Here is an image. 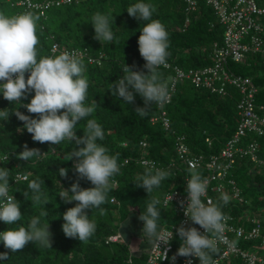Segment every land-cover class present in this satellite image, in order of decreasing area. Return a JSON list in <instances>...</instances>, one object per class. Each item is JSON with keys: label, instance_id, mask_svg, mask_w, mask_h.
Masks as SVG:
<instances>
[{"label": "trees", "instance_id": "obj_1", "mask_svg": "<svg viewBox=\"0 0 264 264\" xmlns=\"http://www.w3.org/2000/svg\"><path fill=\"white\" fill-rule=\"evenodd\" d=\"M14 1L0 0V12L14 15L20 11L19 7L12 5ZM136 2L138 0H71L68 4L49 7L42 17L36 11H31L40 18L37 25L38 58L59 55L58 52L50 53L52 43L56 44L58 49H84L89 56L101 55L99 64L88 63L84 59V75L89 85L85 104L91 105L95 99L96 109L91 116L79 121L75 133L77 136H83L82 128L86 120L95 119L104 131V139L98 140L97 143L106 147L109 155L119 154L117 163L120 171L111 178L115 185L107 194L108 201L100 206L105 209V214L101 215L98 208L86 210L89 219L95 221V233L86 242L66 237L61 227L64 223L62 213L73 207L76 202L66 203L58 193L63 190L62 187L70 190V185L74 182H78L81 188L92 187L90 181L79 178L76 173L75 158L65 160L67 153L75 145L69 141L54 145L32 139L31 134L23 127V122L13 111L18 110L37 118L36 114L29 113L23 107V104L30 102L33 91L22 97L18 106L0 98V110L9 112L7 120L0 119V167H7L10 171L9 193L20 202L22 212V218L16 224L6 225L0 221V231L9 227H27L31 217L40 214L41 207L34 206L31 202L32 192L28 189V182L15 179V173H21L27 175L29 180L43 181L41 189L49 201L44 205L48 215L40 219L42 224L48 220L52 233V248L29 242L22 250L12 253L0 241V253H8V259L0 261V264H142L145 258L144 250L132 252L130 262L126 261L128 251L132 247L127 240L121 238L116 242H104L106 236L116 232L114 221L123 219L129 212L138 216L146 212L150 197L142 187H137L133 182L137 175L144 172L146 166L137 163L136 158L143 154L145 158L165 166L175 160L172 142L176 134L183 135L184 142L191 152L208 154L217 152L222 142L232 133L237 122L235 103L238 94L230 87H227L224 95H218L205 89L193 88L187 81L177 82L169 103L164 106L169 120L167 129H164L159 121H149V118L157 113L155 103L147 107L146 116L136 114V108H144L145 104L143 98L131 88L134 102H124L122 98L112 95L108 87L122 77L124 63L134 71H148L144 68L145 61L138 48L140 29L148 21L129 16L127 12V8ZM143 2L153 6L151 19L159 20L169 34V63L184 69L210 63L207 47L214 42L220 43L222 26L208 6L198 2L196 10L189 15L188 23L183 26L181 0ZM96 12L109 17L114 33V40L110 43L95 39L91 22L85 21ZM227 69L249 76L257 87L256 104L264 105V57L258 54L247 55L242 62L229 61ZM158 71L163 80L170 74V70L159 68ZM27 75L26 72L25 77ZM205 136L210 138V145L204 142ZM139 140L146 141L144 152L138 144ZM258 142V156L264 158V137L258 138ZM24 144L29 148H38L44 153L29 161L22 159L19 153L24 150ZM5 155H8L6 162L3 159ZM123 159L127 161L122 163ZM59 168L67 170L66 177L59 175ZM235 172L237 185L249 207L257 209L264 206V172H256L255 168H250L244 160L237 162ZM180 175L177 173L176 179ZM170 178L162 180L151 195L160 198L171 186ZM23 191L28 192L26 199ZM111 198L113 201H110ZM158 208H161V219L157 222L159 226L177 221V216L171 210L163 209L160 205ZM236 208L234 211L238 210ZM260 227V234L264 235V219ZM142 242L146 243L148 239L142 238ZM259 242L260 239H255L243 242L241 246L262 252ZM231 264L239 262L232 260Z\"/></svg>", "mask_w": 264, "mask_h": 264}, {"label": "clouds", "instance_id": "obj_2", "mask_svg": "<svg viewBox=\"0 0 264 264\" xmlns=\"http://www.w3.org/2000/svg\"><path fill=\"white\" fill-rule=\"evenodd\" d=\"M19 1L15 0L12 3L13 6L20 8L16 14L7 15L0 12V98H5L18 106L21 98L33 91L34 95L31 96L30 102L23 104V107L29 113L36 114L37 118L18 110L13 111L23 122V127L31 134L32 139L54 145L69 141L75 145L67 153L65 160L75 158L76 173L79 178L90 181L92 187L81 188L78 182L72 183L70 190L61 186L63 190L58 193L61 200L66 203L76 202L73 207L62 213L64 223L61 227L66 237L86 242L96 230L95 221L89 219L86 210L98 208L101 215L105 214V209L100 206L108 201L107 194L113 187L111 178L120 171L117 163L119 154L109 155V150L97 143L98 140L104 139V131L95 119L86 120L82 128L83 136L76 135L75 129L79 121L91 116L96 109L95 99L91 105L85 104L89 85L84 75L86 66L83 54L65 51L59 55L38 58L36 46L39 43L37 25L40 15L31 12L34 10L20 13L22 5L18 3ZM153 11V6L143 0H138L127 8L129 16L148 21L140 29L138 36L139 53L145 61L144 68L148 71L146 73L134 71L124 63L122 77L108 87L113 96L122 98L124 102H134L132 90L138 93L145 104L144 108L137 107L135 110L141 117L147 115L146 109L151 104L163 105L169 99L167 83L158 71L160 66L166 65L169 56L167 50L169 34L159 20L151 19ZM85 21L91 22L94 38L98 41L110 43L114 40L107 15L96 12ZM26 72L27 77H25ZM8 116L9 112L0 110V119L7 120ZM23 148L19 157L28 161L33 157L39 158L44 153L38 148H29L27 144H24ZM3 159L6 162L8 155ZM59 175L66 177L67 170L59 168ZM9 177V169L0 167V221L6 225H13L21 220L22 212L20 202L9 193ZM170 177L171 173L156 168L153 164L145 167L144 172L137 175L133 181L150 197L146 212L140 213L138 219L143 222L141 232L158 248V242L168 244L173 234L170 230L165 232L160 229L157 222L161 219V208L158 206L162 201L159 196L151 194L160 186L162 180ZM15 179L28 182V189L32 192L31 202L34 206L41 207V211L39 216L31 217L27 227H9L0 231V241L12 253L22 250L29 242L52 248V233L49 230L48 220L42 224L40 219L48 215L44 205L49 201L41 189L43 181L29 180L27 175L21 173H15ZM206 189L207 180L197 171L196 165H192L185 189L187 203L186 205L181 203L185 217L199 225L203 232L191 225L178 227L176 231L181 243L176 254L186 258L196 257L199 264H214V256L219 253V243H227L224 233L229 217L221 211L219 204L212 201L205 203L202 200V197L206 196ZM23 195L26 199L28 192L23 191ZM221 199L224 205L229 202L227 195H223ZM171 200L172 195L167 196L163 206L167 207ZM126 222L122 223L120 228ZM7 259V252L0 253V261ZM163 259H167L166 253ZM188 264H192L191 259L188 260Z\"/></svg>", "mask_w": 264, "mask_h": 264}, {"label": "built area", "instance_id": "obj_3", "mask_svg": "<svg viewBox=\"0 0 264 264\" xmlns=\"http://www.w3.org/2000/svg\"><path fill=\"white\" fill-rule=\"evenodd\" d=\"M71 0H42L33 2L20 0L22 12L37 11L40 16L51 6L67 4ZM183 4V23H188L189 15L197 8L198 2H203L210 8L217 22L222 26L220 43H212L207 47L210 63L196 68H181L168 61L161 69L170 70V74L164 79L167 83L169 99L163 105L155 104L156 115L149 118L151 123L159 121L160 125L167 129L169 120L164 106L169 103L171 94L177 82L187 81L193 88L205 89L210 93L224 95L227 87L236 90L238 97L235 103L237 122L232 133L222 142L217 152L208 154L193 153L189 150L181 134L174 136L172 145L174 161L160 166L154 160L145 158L140 154L136 162L143 166L155 165L156 168L171 173V186L166 189L160 199L163 209L171 210L176 216L175 223L162 224L160 229L171 231L173 236L168 244L158 242L159 248L154 243H148L145 250V258L142 264H199L196 257L178 256L177 249L180 239L176 229L183 225L203 229L194 224L184 215L183 205L187 203L186 182L190 178L192 165H196L204 179L207 180L206 196L202 200L221 206V211L229 217L226 222L225 237L227 243H219V253L214 256V264H231L237 260L239 264H264V252L243 248V242L260 239L259 247L264 248V235L260 234L261 219L257 210L251 209L249 203L243 198L237 185L235 171L239 160L246 161L250 168L256 172H264V158L258 156V138L264 137V105L256 104L255 95L257 87L249 76L240 75L227 69L229 61L239 63L247 55L258 54L264 57V0H181ZM50 53L75 52L83 54L88 63L99 64L101 55L96 57L86 54L84 49L57 48L52 43ZM204 142L210 145V138L204 137ZM141 149L146 147L145 140L138 141ZM127 160L123 159L122 163ZM181 174L177 178V173ZM113 187L115 182L112 181ZM172 195V200L167 207L163 206L164 199ZM227 195L229 202L224 205L221 197ZM110 201H113L111 198ZM237 207V211L234 209ZM121 240L117 232L106 236L104 242H116ZM164 253L167 259H163ZM132 250L129 249L127 262H130ZM173 257H175L173 259Z\"/></svg>", "mask_w": 264, "mask_h": 264}, {"label": "rangeland", "instance_id": "obj_4", "mask_svg": "<svg viewBox=\"0 0 264 264\" xmlns=\"http://www.w3.org/2000/svg\"><path fill=\"white\" fill-rule=\"evenodd\" d=\"M138 217L139 216L136 213L129 212L123 219L113 222L116 225V231L119 232L121 234V237L127 240L132 246L131 250H134L136 248V246L134 245L135 243H137L138 245L145 243L142 242V238L146 237L141 232L143 222L139 220ZM261 217L262 219H264V216L262 214ZM124 222H126L125 225L120 228V225Z\"/></svg>", "mask_w": 264, "mask_h": 264}, {"label": "crops", "instance_id": "obj_5", "mask_svg": "<svg viewBox=\"0 0 264 264\" xmlns=\"http://www.w3.org/2000/svg\"><path fill=\"white\" fill-rule=\"evenodd\" d=\"M258 208H257L258 209L257 212H258V215H259V217H260V219L262 221L263 219L261 217V214L264 216V206H259ZM117 233L119 234L120 238H122L123 240H125L123 237H121V234L119 232H117ZM148 243H149V241L146 242V243H144V244H141V245H138L137 243H135L137 245H135L136 248L134 250H132V252L141 251V250H144L145 251L147 249V247H148ZM260 251L264 252V248L262 247Z\"/></svg>", "mask_w": 264, "mask_h": 264}]
</instances>
